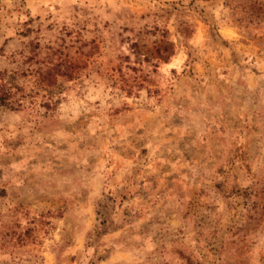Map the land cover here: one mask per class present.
I'll return each instance as SVG.
<instances>
[{"label": "rangeland", "instance_id": "1", "mask_svg": "<svg viewBox=\"0 0 264 264\" xmlns=\"http://www.w3.org/2000/svg\"><path fill=\"white\" fill-rule=\"evenodd\" d=\"M0 264H264V0H0Z\"/></svg>", "mask_w": 264, "mask_h": 264}, {"label": "trees", "instance_id": "2", "mask_svg": "<svg viewBox=\"0 0 264 264\" xmlns=\"http://www.w3.org/2000/svg\"><path fill=\"white\" fill-rule=\"evenodd\" d=\"M7 99V93L6 91H1L0 92V105H5V101Z\"/></svg>", "mask_w": 264, "mask_h": 264}]
</instances>
